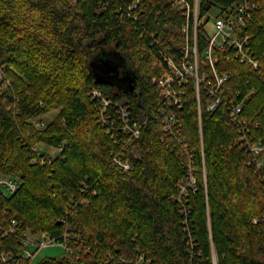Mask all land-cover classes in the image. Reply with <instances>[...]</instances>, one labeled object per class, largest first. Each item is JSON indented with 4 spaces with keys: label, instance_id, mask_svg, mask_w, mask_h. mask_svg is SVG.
I'll list each match as a JSON object with an SVG mask.
<instances>
[{
    "label": "trees",
    "instance_id": "obj_1",
    "mask_svg": "<svg viewBox=\"0 0 264 264\" xmlns=\"http://www.w3.org/2000/svg\"><path fill=\"white\" fill-rule=\"evenodd\" d=\"M187 1L190 16L176 0H0V63L10 80L0 83V174L21 179L0 198V223L15 219L71 247L36 264H264V150L243 139L264 137V0ZM247 1L261 65L216 51V69L229 75L219 108L206 110L201 87L200 122L192 81L182 106L167 107L184 149L164 131L154 78L170 74L167 59H183L197 3L200 71L210 75L209 13ZM101 56L130 65L134 90L101 80ZM232 103L243 104L249 130L232 121ZM54 109L52 121L34 125ZM122 109L142 125L139 137L123 131ZM41 142L59 153L34 152ZM119 153L131 169L116 163ZM20 247L17 234L0 235V252Z\"/></svg>",
    "mask_w": 264,
    "mask_h": 264
},
{
    "label": "built area",
    "instance_id": "obj_2",
    "mask_svg": "<svg viewBox=\"0 0 264 264\" xmlns=\"http://www.w3.org/2000/svg\"><path fill=\"white\" fill-rule=\"evenodd\" d=\"M180 5L187 9L186 14L190 16L191 5L187 0H176ZM253 8L251 2L247 1L245 4H237L233 8L224 13H220L215 20V32L210 34L207 30V46L203 52L205 59L210 64L211 74H201L200 71V58L201 54L198 48V3L194 9V23L192 30V37L189 34L191 26L186 25L184 30L188 33V41L184 46V57L179 62L174 61L172 58L167 59V64L170 70V74L167 76H161L154 78V82L163 88L164 105L158 111L163 117L164 131L173 134L177 141L182 144L184 149L188 148V144L185 143V138L181 134L180 123L177 115L174 112H170L167 107H181L184 98L187 94V84L192 81L195 84L198 98V110L201 122L202 106H201V87H203L207 93L206 110L208 112L216 111L224 100L225 88L224 85L227 82L229 75L220 74L216 69V62L218 57L215 55L217 50L231 49L233 57L242 63H246L252 67H259L261 65V59L254 53L252 46V34L249 32L248 25L252 17ZM230 58V55H225ZM0 83L6 86L10 85V80L6 78V69L4 65L0 63ZM254 90L252 91V93ZM94 94L101 96L102 93L98 90H94ZM103 103L107 106L110 101L105 97ZM107 107L102 109V114H106ZM243 111V104L232 103L229 106L230 117L233 122L242 126L245 131L248 126L243 117H241ZM35 120V118L33 119ZM32 120V121H33ZM121 121L123 125V131L131 136V138H137L141 134L142 125L137 121H131L130 113L127 109L121 110ZM36 127H44L46 123L35 122ZM249 130V128H248ZM251 150L255 154H259L264 150V137L254 140L253 137H249L246 132L243 136ZM36 153H41L39 145L32 147ZM190 155V159H191ZM37 160V159H36ZM116 163L125 170L132 168V163L127 160L123 153H119L115 157ZM192 162L190 163V165ZM261 166V162L258 164ZM191 179L195 180V176L191 171ZM21 187V179L19 176L0 174V198L1 196H10L14 194ZM186 189L183 188V191ZM264 220V214H263ZM9 234H17L19 242L21 244L19 252L16 253L1 251L0 263L1 264H26L32 263L33 259L38 253L53 244L59 243L65 248V252L70 253L71 247L66 241H58L55 237H52L47 232L34 233L30 230H22L17 224L15 219H5L0 223V235L7 236Z\"/></svg>",
    "mask_w": 264,
    "mask_h": 264
},
{
    "label": "rangeland",
    "instance_id": "obj_3",
    "mask_svg": "<svg viewBox=\"0 0 264 264\" xmlns=\"http://www.w3.org/2000/svg\"><path fill=\"white\" fill-rule=\"evenodd\" d=\"M73 1H76V0H73ZM209 16H210V19L207 23V30L210 34H213L215 32V20L216 18L219 16V11L218 9H213L210 11L209 13ZM126 65V68H128L130 65L129 64H125ZM59 113V110L58 109H54V110H51L47 113H44L42 115H39L37 117H35V120H33V123L35 124V122H44V123H49L50 121H52L56 116L57 114ZM37 145H39L40 149L42 151H47L48 153H50L51 155H57L59 153V148H55V147H52V146H49L43 142L41 143H37ZM63 253H65V248L59 244V243H56V244H53L51 246H48L44 249H42L38 255L33 259L32 263L33 264H36L38 263L42 258L44 257H47V256H60L62 255Z\"/></svg>",
    "mask_w": 264,
    "mask_h": 264
},
{
    "label": "water",
    "instance_id": "obj_4",
    "mask_svg": "<svg viewBox=\"0 0 264 264\" xmlns=\"http://www.w3.org/2000/svg\"><path fill=\"white\" fill-rule=\"evenodd\" d=\"M99 60V63L97 62L96 64V69L99 70V77L101 78V80L106 82H113V84L114 82H116L119 87H125L126 89L130 88L131 90H134L135 77L131 71V68H126V63L120 61V59H117L116 57L109 58L101 56ZM121 66L125 67L123 75H121L119 70ZM115 79L117 81H114Z\"/></svg>",
    "mask_w": 264,
    "mask_h": 264
}]
</instances>
